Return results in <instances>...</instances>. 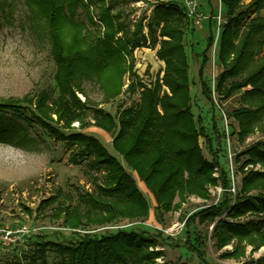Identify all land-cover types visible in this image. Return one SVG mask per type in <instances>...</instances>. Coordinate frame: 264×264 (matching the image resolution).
<instances>
[{
  "label": "trees",
  "instance_id": "16d2710c",
  "mask_svg": "<svg viewBox=\"0 0 264 264\" xmlns=\"http://www.w3.org/2000/svg\"><path fill=\"white\" fill-rule=\"evenodd\" d=\"M94 2L24 0L30 22L46 33L51 45L59 95L49 106L48 92L41 91L32 102L38 115L31 110L29 114L25 112L18 99L0 100V138L20 133L23 125L31 126L35 122L55 141L68 145V162L83 165L84 175L93 186L90 191L75 189L74 193L58 189L41 202L40 207H50V218L60 221L64 229L72 234L79 235L81 230L84 233L73 244L37 238L27 256L29 264H50L48 251L53 252L56 259L52 264H155L158 257L157 253L147 250L143 234L117 230L100 237L91 235L89 227L103 226L121 218L146 217L147 202L132 178L96 138L81 132L64 134L47 122L55 114L63 128L70 127L73 122L84 128L87 104L81 103L75 95L82 92V80L95 78L104 91L105 102L116 97L120 93L123 74L126 69H132V63L126 66V56L135 47L146 44L140 26L129 32L119 21L120 11L115 17L109 14L112 1L105 7L102 5L104 0L97 1L98 19L104 26L100 34L90 11ZM222 5L226 23L219 39L217 58L223 70L217 79V90L224 97L242 91L241 107L232 115L243 140L255 131L264 132V15L261 14L264 0H222ZM185 19L183 8L173 3L158 4L153 8L147 25L148 37L151 47L158 45L156 57L164 62L162 76H156L151 84L145 85L130 72L133 80L128 91L133 92L136 86L141 88L139 102L134 107L118 109L117 123L101 110H95L93 115L94 126L105 132L113 133L118 127L112 146L128 166L137 168L149 181L159 200L158 215L176 208L184 194L205 197V186L215 183L210 176L214 166L201 158L197 141L200 129L189 108L188 64L183 47ZM118 33L119 38L116 37ZM212 41L213 36L209 34L206 48H210ZM206 60L204 55L200 73ZM202 91L208 97V91ZM27 100L32 104L30 97ZM245 154L248 155L246 163L264 165V142L254 144ZM185 173L194 175V184L176 186V180ZM220 176L223 200L219 206L210 208L212 212L208 210L213 214L222 213L230 202V181L223 172ZM251 190L259 192L248 196ZM262 190L264 173L248 174L242 182L243 196L237 197L229 215L250 214L255 219L242 224L220 221L215 227V237L222 243L234 239L240 244L264 246ZM196 241L194 233L188 235V244ZM259 263L264 264V261Z\"/></svg>",
  "mask_w": 264,
  "mask_h": 264
},
{
  "label": "rangeland",
  "instance_id": "374dc122",
  "mask_svg": "<svg viewBox=\"0 0 264 264\" xmlns=\"http://www.w3.org/2000/svg\"><path fill=\"white\" fill-rule=\"evenodd\" d=\"M94 1L90 11L96 22V30L102 34L104 26L96 10L98 0ZM111 1L113 8L109 14L115 17V13L120 11L119 21L129 32L140 26V34L146 38V44L135 47L126 56V66L132 63V69H126L123 74L120 93L116 97L105 102L104 91L95 78L82 80V92H76L75 95L81 103L87 104L84 109L87 124L84 128L78 122L63 128L55 114L47 122L64 134L81 132L96 138L132 178L147 202L148 213L144 218L116 219L103 226L89 227L88 231L97 237L117 230L143 234L147 250L158 254L155 264H263L259 263L264 261L263 245L240 244L234 239L222 243L214 233L220 221L242 224L255 219L250 214L231 217L229 212L236 204L237 197L243 196V179L250 173H264V165L246 163L248 155L245 154L254 144L264 142V132L255 131L241 140L238 123L232 115L233 111L241 107L239 99L242 91L224 97L217 90V79L222 71L218 74L216 69L213 71L212 51L206 48L209 34L214 29L211 11L214 12L215 0H198L197 16L186 18L183 27L189 108L200 129L197 141L201 158L214 166L210 176L215 183L205 186V197L184 194L176 208L159 212L160 215L157 214L159 200L149 181L137 168L128 166L112 146L118 127L113 133L105 132L94 126L93 115L95 110H101L117 123L115 116L118 109L134 107L139 102L141 88L136 86L133 92L128 91V85L133 80L130 72L135 73L145 85L151 84L156 76H162L164 62L156 57L158 45L150 46L147 25L156 5L173 3L182 7L183 0H104L103 7ZM1 5L4 10L0 11V100L18 99L25 112L29 114L31 110L38 115L32 102L41 91L48 92L49 106L59 95L56 64L50 54L51 45L46 33L30 22L24 0H0ZM261 14L264 15V9ZM120 36V33L116 35L118 38ZM204 55L209 58V62L206 60L200 73ZM217 62L218 58L215 65ZM203 89L208 91V97L203 94ZM29 97L32 104L28 103ZM22 128L20 133H10V136L0 138V264H12L15 261L29 264L27 256L39 237L62 244L77 242L78 236H82L84 231H78L79 235L72 234L60 225V221L50 218V207L41 208L40 205L58 189L71 193L75 189L82 192L93 189L84 175V166L68 162L70 148L67 144L55 141L35 122ZM221 172L230 181V202L222 213L213 214L210 208L219 206L223 200ZM194 182V175L185 173L176 180V186ZM258 192L251 190L247 195L255 196ZM262 192L264 194V190ZM24 228L26 232L22 230ZM6 233H10V240L5 239ZM193 233L197 241L188 244V235ZM47 256L50 264L56 260L51 251L47 252Z\"/></svg>",
  "mask_w": 264,
  "mask_h": 264
},
{
  "label": "built area",
  "instance_id": "2783aa9c",
  "mask_svg": "<svg viewBox=\"0 0 264 264\" xmlns=\"http://www.w3.org/2000/svg\"><path fill=\"white\" fill-rule=\"evenodd\" d=\"M214 3H215L214 4L215 9L211 15V19H212V22L214 25V29L212 32L213 41H212V44L210 46V50L212 51V54H211L212 65H215V60L218 56L220 34L222 31L223 25L226 23V18L224 16V10H223V5H222V0H215ZM198 7H199V1L198 0H183L182 8L184 10V13H185L187 19L188 18L189 19L195 18L197 16L198 9H199ZM22 230L24 232L27 231V229H25V228ZM9 234L10 233H6V235H5L6 240H10Z\"/></svg>",
  "mask_w": 264,
  "mask_h": 264
},
{
  "label": "crops",
  "instance_id": "0c3cea01",
  "mask_svg": "<svg viewBox=\"0 0 264 264\" xmlns=\"http://www.w3.org/2000/svg\"><path fill=\"white\" fill-rule=\"evenodd\" d=\"M207 1H210V0H207ZM212 11H211V15H212ZM218 57V56H217ZM208 62H209V59H208ZM213 71L215 72V69H216V73L218 74L220 71H222V69H221V64L219 63V62H217L216 63V65H214V67H213Z\"/></svg>",
  "mask_w": 264,
  "mask_h": 264
}]
</instances>
